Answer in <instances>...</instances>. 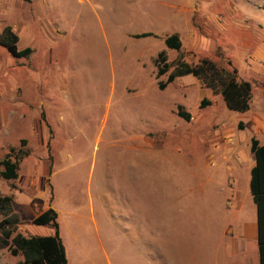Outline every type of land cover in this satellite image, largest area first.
<instances>
[{
	"label": "rangeland",
	"instance_id": "rangeland-1",
	"mask_svg": "<svg viewBox=\"0 0 264 264\" xmlns=\"http://www.w3.org/2000/svg\"><path fill=\"white\" fill-rule=\"evenodd\" d=\"M5 27L31 49L0 46V162L23 157L0 195L19 233L52 234L30 224L52 196L68 264H255L243 226L250 139L264 141V0H0ZM203 59L250 83L249 111L191 76L158 89L177 60Z\"/></svg>",
	"mask_w": 264,
	"mask_h": 264
},
{
	"label": "trees",
	"instance_id": "trees-1",
	"mask_svg": "<svg viewBox=\"0 0 264 264\" xmlns=\"http://www.w3.org/2000/svg\"><path fill=\"white\" fill-rule=\"evenodd\" d=\"M155 37L152 33L135 35V39ZM18 36L10 27H5L0 33V46L14 59L28 58L31 49L19 50ZM167 49L179 51L181 44L177 35H171L164 40ZM157 78L165 75L169 65L165 63L164 54L160 53L156 59ZM191 76L202 81L213 94L221 96L225 107L230 112L244 114L249 111L252 99L251 85L248 82L238 81L237 72L233 68H225L207 59L201 60L195 66H189L177 60L172 72L165 82H159L157 87L164 90L175 79ZM264 88V83H263ZM208 105L207 101L200 103V108ZM177 116L185 122L190 116L181 107L177 109ZM242 130V124L238 125ZM249 151L254 157V166L250 170L249 193L256 206L257 216V250L259 264H264V144L256 138L250 139ZM23 157L13 159L7 155L1 162L0 177L5 181L18 178V163ZM51 190V189H50ZM52 195V194H51ZM13 195H0V250H6L11 257H21L16 264H68L65 248L60 239L57 223V213L50 207L53 197H50L48 208L31 221L37 227H49L52 234L49 236H24L18 232V220L11 215Z\"/></svg>",
	"mask_w": 264,
	"mask_h": 264
},
{
	"label": "crops",
	"instance_id": "crops-1",
	"mask_svg": "<svg viewBox=\"0 0 264 264\" xmlns=\"http://www.w3.org/2000/svg\"><path fill=\"white\" fill-rule=\"evenodd\" d=\"M18 47V45H17ZM225 105V104H224ZM227 109V108H226ZM257 134H259L260 132L257 130L256 131ZM259 141V140H258ZM260 142V141H259ZM261 144H264V141L260 142ZM252 155V154H251ZM253 156V155H252ZM254 166V157H253V165L250 167L249 169V178L250 179V170L252 169V167ZM247 182V181H246ZM248 190H249V180H248ZM250 194V193H249ZM251 198V196H250ZM252 200V198H251ZM253 202V201H252ZM253 219H251L249 223H246L243 227H244V236H246L245 238L248 240V241H252L253 243L256 242L257 243V223H256V220H257V216H256V206L254 205L253 203ZM253 263H254V260H253ZM255 264H259V258H258V250H257V256H256V259H255Z\"/></svg>",
	"mask_w": 264,
	"mask_h": 264
}]
</instances>
